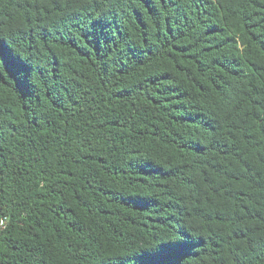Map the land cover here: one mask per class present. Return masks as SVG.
<instances>
[{
	"label": "trees",
	"instance_id": "obj_1",
	"mask_svg": "<svg viewBox=\"0 0 264 264\" xmlns=\"http://www.w3.org/2000/svg\"><path fill=\"white\" fill-rule=\"evenodd\" d=\"M0 41V264H264V0H0Z\"/></svg>",
	"mask_w": 264,
	"mask_h": 264
},
{
	"label": "snow or ice",
	"instance_id": "obj_2",
	"mask_svg": "<svg viewBox=\"0 0 264 264\" xmlns=\"http://www.w3.org/2000/svg\"><path fill=\"white\" fill-rule=\"evenodd\" d=\"M0 64L7 68L9 75L16 81L21 90L28 87V79L31 73L30 67L11 46L6 45L2 41H0ZM0 80H4L2 72H0ZM193 246L194 241L190 236L161 241L154 252L162 259L153 260L150 264H180V259ZM173 257L175 259H170ZM119 264H128V261H120ZM137 264H144V262L138 260Z\"/></svg>",
	"mask_w": 264,
	"mask_h": 264
},
{
	"label": "built area",
	"instance_id": "obj_3",
	"mask_svg": "<svg viewBox=\"0 0 264 264\" xmlns=\"http://www.w3.org/2000/svg\"><path fill=\"white\" fill-rule=\"evenodd\" d=\"M7 226V218L0 215V230H4Z\"/></svg>",
	"mask_w": 264,
	"mask_h": 264
}]
</instances>
